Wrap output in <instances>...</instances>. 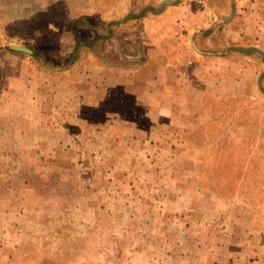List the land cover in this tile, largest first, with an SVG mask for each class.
<instances>
[{
    "label": "rangeland",
    "instance_id": "1",
    "mask_svg": "<svg viewBox=\"0 0 264 264\" xmlns=\"http://www.w3.org/2000/svg\"><path fill=\"white\" fill-rule=\"evenodd\" d=\"M163 1L0 0V264H264V0Z\"/></svg>",
    "mask_w": 264,
    "mask_h": 264
},
{
    "label": "crops",
    "instance_id": "2",
    "mask_svg": "<svg viewBox=\"0 0 264 264\" xmlns=\"http://www.w3.org/2000/svg\"><path fill=\"white\" fill-rule=\"evenodd\" d=\"M191 46L193 47V49L195 48L196 44L194 41L191 42ZM196 50V49H195ZM236 52V51H234ZM239 53V52H238ZM242 55H246V54H243V53H240ZM251 54V53H250ZM249 55V54H247ZM151 57V56H150ZM152 58V57H151ZM153 61H151L150 59H148V63L145 65V67H142L140 70H133L131 71V75H127V77H129L130 79H135L137 77H143L141 80H145L146 77L147 79L149 77H152V79L154 80V77H163L165 73H163V68L161 67V65H158L156 63V65H154V61L157 60V59H154L152 58ZM29 59H26V60H23L22 62L23 63H28ZM171 65L167 66V68L171 69V71L173 70V68H170ZM24 67V64H22V66L20 68H23ZM149 68H151V71L154 73L152 74L151 71H149ZM155 68V71H153L152 69ZM168 69V71H170ZM24 71V70H22ZM113 77H108L107 80L110 81L109 83L110 84H113V85H117V83L120 81L119 78L116 76L117 75V68L113 69ZM158 71V73H157ZM58 76H55V77H64L65 73L64 72H59L57 73ZM168 74H166L165 77H167ZM8 77H12L9 81V83L5 84V87L3 90H1V95H0V101L2 103H7V104H11V107H13V111L14 110H18L20 107H24L26 104H28V102H31L32 106L35 107L34 109V115L37 116V119L36 117L34 118V122H39L42 120L41 123L43 124H40L41 125V128L42 129H51V128H47V126L45 125V121L44 119L40 118L41 115H43V111L41 113V110L38 108L42 107L43 106V103L45 101V97H41L37 92V89L39 86H41L40 82H38L36 80V77L37 76H33L32 74H28L27 76H24V74L22 73H19L18 75L14 74V75H11V76H8ZM26 77H29V78H32L31 80L25 82V78ZM173 77H177L176 75H174ZM94 78V77H93ZM92 78V79H93ZM97 80H99V77L96 78ZM259 80V79H258ZM64 84V83H63ZM259 85V83H258ZM108 86H111V85H108ZM95 86H93V90H94ZM60 90V89H59ZM91 90V91H93ZM66 91H67V88L65 86V88H63V90H61V92H59L60 94V98H59V103H58V110L59 111H63L64 113V116H67V102H68V98L66 97ZM137 99L139 96H135ZM61 99V100H60ZM24 105V106H23ZM11 112L12 116H10V118L13 120L14 119L15 121L18 120H22L20 118V115L21 114H24L23 118H27L26 120H29L30 122H33V118L31 119V117H27V114L25 112ZM28 112V111H27ZM41 113V115H40ZM31 114V113H30ZM29 114V115H30ZM23 119V120H25ZM32 120V121H31ZM29 123V122H28ZM33 128V127H31ZM36 128V125L34 126L33 129ZM60 129L61 126H60ZM19 132V135H23V134H20L21 131H18ZM24 136H18V140H21Z\"/></svg>",
    "mask_w": 264,
    "mask_h": 264
},
{
    "label": "water",
    "instance_id": "3",
    "mask_svg": "<svg viewBox=\"0 0 264 264\" xmlns=\"http://www.w3.org/2000/svg\"><path fill=\"white\" fill-rule=\"evenodd\" d=\"M171 4V1L169 0H166V1H163L161 3V5L159 6V8L157 10H154L152 8H149V7H146L144 8L140 14H143V12H145L146 10H149L150 12L156 14V13H159V11L161 9H163V7L165 5H170ZM136 17V15H128L125 17V19H134ZM208 32L206 31L204 33V35H206ZM96 39H98V37H95L90 43H88L87 45H91ZM9 49L13 50V51H17V52H24V53H28V54H32V51L25 48V47H22V46H17V45H11L9 46ZM233 51H236V52H239V53H243V54H250V53H257L259 55H261L262 57H264V51H262L261 49L257 48V47H235L232 49ZM261 79H264V74H262V77L259 78L258 80V83L260 85V82H261Z\"/></svg>",
    "mask_w": 264,
    "mask_h": 264
},
{
    "label": "trees",
    "instance_id": "4",
    "mask_svg": "<svg viewBox=\"0 0 264 264\" xmlns=\"http://www.w3.org/2000/svg\"><path fill=\"white\" fill-rule=\"evenodd\" d=\"M82 19H80V21H81ZM80 21H78V22H80Z\"/></svg>",
    "mask_w": 264,
    "mask_h": 264
}]
</instances>
